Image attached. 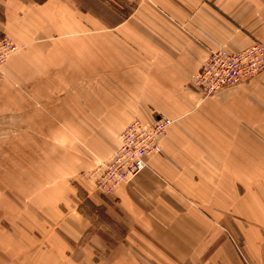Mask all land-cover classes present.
<instances>
[{
	"label": "crops",
	"instance_id": "0c3cea01",
	"mask_svg": "<svg viewBox=\"0 0 264 264\" xmlns=\"http://www.w3.org/2000/svg\"><path fill=\"white\" fill-rule=\"evenodd\" d=\"M98 7L0 0V36L20 48L0 129L31 139L29 167L0 195L12 211L0 223L17 225H0V264H264V75L207 99L194 83L211 51L264 40V0H139L115 30ZM153 114L176 125L147 169L108 199L73 186Z\"/></svg>",
	"mask_w": 264,
	"mask_h": 264
},
{
	"label": "built area",
	"instance_id": "2783aa9c",
	"mask_svg": "<svg viewBox=\"0 0 264 264\" xmlns=\"http://www.w3.org/2000/svg\"><path fill=\"white\" fill-rule=\"evenodd\" d=\"M17 52L18 48L10 37L0 36V80L9 58ZM263 71L264 42L236 53L225 50L213 53L196 75V84L207 98L238 86ZM172 125L171 119L161 116L148 124L138 120L131 122L120 136L118 150L91 174L96 189L110 195L131 183L148 167V158L158 151Z\"/></svg>",
	"mask_w": 264,
	"mask_h": 264
},
{
	"label": "rangeland",
	"instance_id": "374dc122",
	"mask_svg": "<svg viewBox=\"0 0 264 264\" xmlns=\"http://www.w3.org/2000/svg\"><path fill=\"white\" fill-rule=\"evenodd\" d=\"M125 2L128 3V4L127 5H124ZM97 3H98V5H100L101 8H102V6H105V5L107 6V7L102 8V9L100 7L97 8V11H99V15L97 16V19H98L97 22L99 21L104 27L107 28V30H115V28L117 26H119L120 24L124 23L126 20H129V21L130 20H133L132 18L135 17L133 15L138 14V15H136V17H137V19L139 18V0H128V1L127 0H97ZM131 16H132V18H131ZM0 18L2 19V17H0ZM111 33L117 35V32H115V31L114 32L111 31ZM98 34H100V33L97 32V35ZM13 42L15 43V41H13ZM262 42H264V40L255 41L250 46H252L254 44H257V43H262ZM15 45L17 46L18 52H19L20 51L19 46L16 43H15ZM250 46H248V47H246V48H244V49H242L240 51H243V50L249 48ZM221 50H225V51H228L230 53L240 52V51L232 52V51H229L228 49H225V48L216 49V50H213V51L210 52V54H209L208 58L206 59V61L210 58V56L213 53H215L217 51H221ZM203 64H202V66H203ZM196 75H195V78H194V83L195 84H196ZM262 75H264V71L261 72V73H259V74H257V75H255L254 77L246 80L242 84H240L238 86H235V87L242 86V85H244V84H246V83H248V82H250V81H252L254 79H257V78L261 77ZM4 78H5V73L2 76L0 82ZM196 86H197V84H196ZM198 89H199V87H198ZM226 90H223L221 92H225ZM201 95H202L203 99L210 98V97H207L206 98L202 93H201ZM153 116H154L153 117V120H154V119H156V117L158 115L157 114H153ZM158 117H160V115ZM161 117H166V116H161ZM167 118H169V117H167ZM169 119H171V118H169ZM171 120L173 121V125L170 126L167 129V131H166L163 139L161 140V144H160V147H159L158 151L153 156L149 157L148 158V161L150 159H155V158L159 157L163 153V150H164L163 140L165 139V137H166V135L168 133V130L171 127H173L174 125H176V121L173 120V119H171ZM138 121L141 122V123H143V124L150 123V122H144V121H141V120H138ZM127 126L118 134V136H117V139H118V147L112 153V155L118 150L119 143H120V141H119L120 140V136L124 132V130L127 128ZM6 133H7V131H2L0 129V195H1V193H3L4 196L6 198H8V196H10V193L8 191H4V189H8V187H10L9 185H11V183H13V180L14 179L20 178L21 171L24 172L29 167V163L31 162L30 161V158H31V156H30V151H31V149H30V143H31V139H7V138L3 137V135L6 134ZM256 141L257 142H256V145L255 146H256L257 152H258L259 151V148L261 146L263 147V145L258 140H256ZM38 147H39V143L36 144V148H38ZM112 155L108 159H104V160L97 161L96 165L93 168H91L89 170L87 169L85 171H81L77 176L71 177L73 186L75 187V185H78L79 183H81V186L83 185V187L85 189H87V191H85V193L87 195H90L91 194L93 196V195L97 194V195H100L101 197H104V198H107V199L113 197V195L115 194V192L119 188L116 189L114 191V193H112L110 195H104V194H102L100 191H98L96 189L94 180L91 179V174L96 170V168L100 164L108 161L112 157ZM147 164H148V162H147ZM148 167H149V164H148ZM126 186H128V184L127 185H124V186H122L120 188H123V187H126ZM1 190H3V192H1ZM34 196L35 195H33V197ZM177 196L180 199H182V200L183 199L184 200H187L188 199V197H186L182 192H177ZM11 199L14 200V198H11ZM16 202L18 203V201H16ZM49 209H52V208L49 207ZM61 209H63V208H60V210ZM27 210H28V208L27 209L17 208V209H15V212H16L15 215L14 216H11V217H13L14 219H17L18 218V215H24V212L26 214L27 213ZM9 212H12V211L10 209H8L7 207H0V215L2 213L8 215ZM32 212L35 215H39V209H35L33 207ZM252 213H253V211H252ZM242 215H249V208L248 207L244 209V212H242ZM15 216H17V218H15ZM0 225L1 226H5L7 229L8 228H11V226H13L14 228L17 227V225H10V224H1L0 223ZM49 230H50V227H49ZM49 232H50V234L48 235V237L46 236L45 239L42 240V243H43L42 246H44V247H48L49 246V241H50V238H51V234L53 233V230H50ZM237 242L238 243L236 245V248H238V251L240 252V254L242 256L241 258L243 259L244 258V255H243V251H242L243 247L241 245V241L238 240Z\"/></svg>",
	"mask_w": 264,
	"mask_h": 264
}]
</instances>
